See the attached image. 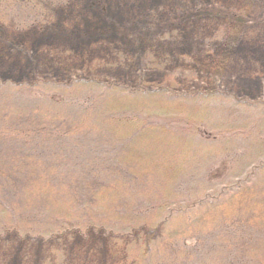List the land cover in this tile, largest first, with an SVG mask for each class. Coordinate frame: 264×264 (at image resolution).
<instances>
[{"label":"rangeland","instance_id":"1","mask_svg":"<svg viewBox=\"0 0 264 264\" xmlns=\"http://www.w3.org/2000/svg\"><path fill=\"white\" fill-rule=\"evenodd\" d=\"M73 79H94L98 89L73 96L0 92L1 111H20L8 127L21 132L0 136V202L9 211L25 213L29 228L51 230L47 196H31L37 177L47 175L83 222L93 219L98 190L120 180L133 191L121 208L131 203L132 213L144 211L160 194H143L123 157L133 138L119 139L108 122L159 127L193 141L216 134L175 115L104 113L105 86L169 96L219 90L253 107L190 105L209 121L244 129L226 137L221 156L175 181L185 195L209 189L215 199L225 191L211 230L183 245L185 264H264V0H0V80ZM106 245L94 230L49 247L13 237L0 242V264H122Z\"/></svg>","mask_w":264,"mask_h":264},{"label":"trees","instance_id":"2","mask_svg":"<svg viewBox=\"0 0 264 264\" xmlns=\"http://www.w3.org/2000/svg\"><path fill=\"white\" fill-rule=\"evenodd\" d=\"M98 83L94 79H73L68 83L56 84L42 80H37L34 84L0 80V92L12 93L29 88L46 95L73 96L74 93L98 89ZM103 101L104 113L108 112L107 114L175 115L187 121L202 123L208 133L216 135L212 140L205 138L203 141H193L159 127H141L132 122L124 125L116 121L108 122L110 131L119 139L133 138L130 151L123 156L126 164L132 168L133 180L141 184L143 194L160 196L155 197L144 211L132 213V210H128L131 209V203L126 206L128 209L119 205L133 197L130 185L127 186L128 183L122 180L111 183L98 190L95 206L91 210L93 219L90 217L83 222L76 218L68 203L60 197L66 190L62 191V187L49 181L48 175L37 177L32 184L34 188L31 196H47L49 208L53 211L48 221L52 225H49L51 230L45 231L46 226L39 229L27 227L29 218L25 213H12L0 202V242L14 237L19 241L37 240L49 247L59 243L65 235L77 232L88 234L94 230L101 233L108 243L105 249H112L119 254L122 264L187 263L189 254L187 255L183 245L198 237L200 232L207 234L211 230L212 214L216 210H222L226 204L225 191L221 193V198L215 199L209 189L185 195L175 190V181L187 177L203 160L221 156L224 145L228 143L226 137L235 138L244 129L233 122L209 121L191 111L190 105L197 101L232 104L236 108H252L253 105L236 100L219 90L209 93L197 90L190 94L177 93L169 96L163 89H131L118 84L105 86ZM3 107L1 100L0 117L6 115V123L0 124V136L20 133V130L8 127L10 121H16L13 119L15 116H20V111L16 107L1 111ZM15 215L19 217L15 218Z\"/></svg>","mask_w":264,"mask_h":264}]
</instances>
